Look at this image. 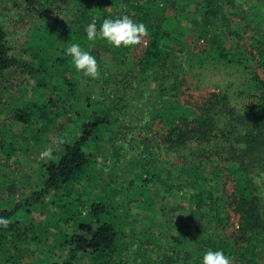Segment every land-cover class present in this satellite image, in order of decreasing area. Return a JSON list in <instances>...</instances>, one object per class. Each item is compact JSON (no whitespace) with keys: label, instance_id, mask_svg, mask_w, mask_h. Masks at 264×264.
I'll list each match as a JSON object with an SVG mask.
<instances>
[{"label":"trees","instance_id":"trees-1","mask_svg":"<svg viewBox=\"0 0 264 264\" xmlns=\"http://www.w3.org/2000/svg\"><path fill=\"white\" fill-rule=\"evenodd\" d=\"M16 4L37 18L25 56L19 59L10 53L0 22V76L18 67L42 85L68 95L70 109L79 95L89 97L79 93L85 82L89 86H83L85 92L95 89L112 95L113 105L108 99L94 98L92 104L85 99L87 117L63 151L46 163L40 187L10 206L0 202V216L11 221L7 228L0 226V264H202L208 250H222L232 264H264V0H18ZM122 15L146 25L145 43L115 48L104 40L87 41V24L95 20L99 28L103 19ZM72 43L96 57L98 79L75 71L66 55ZM209 61L238 65V87L229 83L194 89L185 82L195 64ZM134 81L135 85L153 82L144 91L146 116L133 123L153 139L158 154L154 177L162 183L155 187L154 177H145L137 184L132 200L148 217L140 235L133 226L126 230L125 222L111 210L110 192L97 195L70 188L85 177L87 141L117 127L114 108L123 107L122 113H128ZM42 100H30L17 110L26 126L49 124L46 116L52 100ZM129 184L132 187L134 179ZM165 190L176 191L194 212L192 220H182L183 225L177 220L178 232L170 235L154 214L156 197ZM46 198L64 211L74 228L56 235L63 238L60 259L28 258L29 248L20 249L19 239L36 237L31 226L45 235L57 226L56 215L46 216L43 223L32 221ZM164 210L161 203L158 211Z\"/></svg>","mask_w":264,"mask_h":264},{"label":"rangeland","instance_id":"rangeland-1","mask_svg":"<svg viewBox=\"0 0 264 264\" xmlns=\"http://www.w3.org/2000/svg\"><path fill=\"white\" fill-rule=\"evenodd\" d=\"M17 1L0 0V22L7 34L10 53L19 59L25 56L24 49L37 17L23 5H17ZM238 9L243 12V8ZM63 20L67 21L64 18ZM256 70L259 71V68ZM240 71L238 65L209 61L204 66L195 64L194 69L188 72L184 80L194 89L202 87L215 89L217 86L229 83L238 87ZM262 75L264 76L263 72ZM46 81L49 83L48 79ZM84 83L82 82L79 87V93H85L89 97L79 95L80 98L74 101L75 107L70 109L72 101L68 95H61L59 89L52 88L53 86L50 87L48 84L42 85L18 67L8 69L0 76V202L10 206L11 203L26 197L40 187L46 171L45 165L50 160L41 159L40 153L45 148L51 147L52 159H55L63 151L64 145L77 135L79 122L87 117V112L85 114L83 111L85 99L91 104L94 98L108 99L112 103V95H104L103 92H97L95 89L85 92L83 86L88 88L89 86ZM132 83L134 86L136 81ZM152 84L153 82L142 81L135 85L131 94V104L129 107H124L128 113H122L123 107L121 110L114 108L112 112L117 127L100 135L95 133L87 141L84 152L89 157V163L85 177L80 183L73 182L70 185L72 191L80 192L86 189L88 193L91 190V193L97 195L110 192L109 199H114L111 210L125 222L126 230L133 226L137 235L141 234V224L145 220L147 222L148 217H145L144 211L136 206L132 199L138 190L137 184L145 177L147 179L154 177L156 165L158 166V154L153 147V139L147 131L138 130L137 125L135 126L140 118L146 116L145 92ZM112 91L115 92V89L112 88ZM42 98L45 101L52 100L48 107L51 110L48 117L45 114L48 108L42 111V114L49 118L43 120H48L49 124L47 127L39 124H35L34 127L26 126L19 120L17 110L22 105H27L30 100L42 103ZM169 166L170 163L167 164V168ZM131 179H134L135 184L128 188ZM152 180V185L155 187L162 185L158 176ZM88 193H84V197H87ZM130 200L132 202L128 204ZM156 203L158 206L154 214L157 224L164 223L163 231L168 235L178 232V228L174 225L177 220L181 225L183 219L184 222L192 220L194 212L186 205V201L180 199L176 191H162L156 197ZM161 203L165 205L164 212L158 211ZM48 215L59 217L57 226L51 234L45 235L35 226H31V233L34 235L37 233L36 237L19 239L20 249L25 246L29 248L28 258L48 256L60 259L63 255V238H58L56 235L69 234L74 226L67 219L64 211L59 206L51 204L49 198H46L41 209L34 213L32 221L43 223ZM150 222L153 220H149ZM25 225L27 228L28 225L26 223ZM131 242L136 243L137 239L131 236ZM27 257H23V260L28 259Z\"/></svg>","mask_w":264,"mask_h":264},{"label":"clouds","instance_id":"clouds-1","mask_svg":"<svg viewBox=\"0 0 264 264\" xmlns=\"http://www.w3.org/2000/svg\"><path fill=\"white\" fill-rule=\"evenodd\" d=\"M86 39L90 44L95 41L104 40L115 48H132L145 43L148 36V29L142 22L134 21L129 15H122L118 18H105L97 28L96 21L85 26ZM66 55L71 57L72 65L77 73L84 77L98 79L101 75L100 65L95 56L81 47L79 43H72L66 49ZM53 149L45 148L40 153L43 160L52 159ZM255 183L260 181L254 178ZM11 221L0 216V226L7 228ZM202 264H232V260L222 250H208L204 253Z\"/></svg>","mask_w":264,"mask_h":264}]
</instances>
